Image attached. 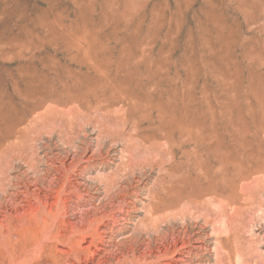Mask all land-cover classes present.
<instances>
[{
  "label": "rangeland",
  "instance_id": "1",
  "mask_svg": "<svg viewBox=\"0 0 264 264\" xmlns=\"http://www.w3.org/2000/svg\"><path fill=\"white\" fill-rule=\"evenodd\" d=\"M261 165L264 0H0V264H264Z\"/></svg>",
  "mask_w": 264,
  "mask_h": 264
},
{
  "label": "bare ground",
  "instance_id": "2",
  "mask_svg": "<svg viewBox=\"0 0 264 264\" xmlns=\"http://www.w3.org/2000/svg\"><path fill=\"white\" fill-rule=\"evenodd\" d=\"M183 115H184V114H183ZM181 116H182V115H181ZM176 117H177V116H176ZM176 117H175L174 119H176ZM182 117H183V116H182ZM194 117H195V116H194ZM168 118H169V117H168ZM184 118H185V117H184ZM174 119H173V120H174ZM180 119H181V118H180ZM188 119H189V117H188ZM188 119H187V120H188ZM193 119H194V118H193ZM173 120H171L172 123H171V122H169V123L171 124V126L173 125V128H174V125H175V124H173V123H177L178 121L173 122ZM195 120H196V118H195ZM195 120L193 121V120L191 119V122H192V121L195 122ZM169 121H170V120H169ZM183 121H184V120H183ZM183 121H182V122H183ZM196 121H197V120H196ZM182 122L179 121L178 123L181 124ZM185 122H186V121H185ZM189 122H190V120H189ZM191 122H190V123H191ZM197 122L199 123V121H197ZM167 123H168V122H165L164 125H166ZM169 123L165 126V128H167V126L170 125ZM200 123H201V122H200ZM179 124H176V125L179 126ZM192 124H193V123H192ZM195 124H196V123H195ZM164 125H163V126H164ZM176 125H175V126H176ZM185 125L187 126V125H188V122H187L186 124L184 123V126H185ZM199 125H201V124H199ZM203 125H204V124H203ZM171 126H170V127H171ZM181 126H183V123L181 124ZM181 126H180V127H181ZM186 126H185V127H186ZM189 126H192V125H189ZM195 126H196V125H195ZM195 126H194V127H195ZM197 126H198V125H197ZM197 126H196V131L198 130ZM201 126H202V125H201ZM201 126H198V127L200 128ZM192 127H193V126H192ZM192 127H191V128H192ZM194 127H193V128H194ZM202 127H203V126H202ZM205 127H206V126H205ZM175 128H177V127H175ZM187 128H188V127H186V130H184L185 128H184V129L182 128V129H183V130H182L183 133H186V135H188V134H187V132H184V131H187ZM191 128L189 127L188 130H190ZM193 128H192V129H193ZM167 129H168V128H167ZM169 129H170V128H169ZM169 129H168V130H169ZM178 129H179V128H177V130H178ZM180 129H181V128H180ZM180 129H179V131H180ZM194 129H195V128H194ZM203 129H204V127H203ZM165 130H166V129H165ZM170 130H171V129H170ZM171 131H172V130H171ZM173 131H174V130H173ZM182 131L180 132L181 135H182ZM191 131H192V130H191ZM196 131L193 130V132L195 133V135H196V133H197ZM199 131H200V132H199ZM202 131H203V130L200 129V130H198V133H201ZM188 132H189V131H188ZM167 133H168V132H167ZM170 133L172 134V132H170ZM180 133H179V134H180ZM198 133H197V134H198ZM202 133H203V132H202ZM189 134H191V133L189 132ZM206 134H207V133H206ZM206 134H205V138H206ZM208 134H209V133H208ZM168 135L170 136L169 133H168ZM186 135L184 134V137H185ZM192 135H193V133H192ZM200 135H201V134H199V137H200ZM211 135H212V134H211ZM211 135H210V136H211ZM171 136H172V135H171ZM171 136H170V137H171ZM188 136H189V135H188ZM190 136H191V135H190ZM212 136H213V135H212ZM182 137H183V135H182ZM186 137H187V136H186ZM199 137H198V138H199ZM202 137H203V134H202L201 138H202ZM208 137H209V136H208ZM187 138H189V137H187ZM191 138H193V137H191ZM199 139H200V138H199ZM211 139L214 140L213 137H212ZM211 139H210V140H211ZM184 140H185V139H184ZM202 140H203V139H202ZM206 140H207V138H206ZM208 140H209V139H208ZM212 140H211V143H212ZM193 141L196 142V141H198V140H197V139L194 140V138H193ZM184 142H185V141H184ZM190 142H192V141H190ZM190 142H189V143H190ZM203 142H205V140H204ZM208 142H209V141H206V143H208ZM182 143H183V142H182ZM197 143H198V142H197ZM213 143H214V142H213ZM185 144H186V143H185ZM195 144H196V143H195ZM220 144H221V143H220ZM209 145H210V143H209ZM214 145H215V144H213V146H214ZM220 146H221V145H220ZM216 147H217V146H216ZM216 147L214 146V148H216ZM210 148H211V147H210ZM212 148H213V147H212ZM208 149H209V148H208ZM205 150H206V149H205ZM211 150H212V149H211ZM215 150H216V149H215ZM215 150H214V151H215ZM214 151H213V152H214ZM205 152H206V151H205ZM209 152H210V151H209ZM210 154H211V153H210ZM212 155H213V154H212ZM214 156H217V155H214ZM232 156H233V155H232ZM222 157H223V156H222ZM222 157H221V159H222ZM246 157H247V156H246ZM234 159H235V158H234ZM198 160H199V158H198ZM232 160H233V159H232ZM252 160H253V159H252ZM220 161H221V160H220ZM224 162H225V161H224ZM239 162H240V161H239ZM225 163H226V162H225ZM237 163H238V162H237ZM241 164H242V163H241ZM241 164H240V165H241ZM225 165H226V164H225ZM238 165H239V164H238ZM240 165H239V166H240ZM239 166H238V167H239ZM234 167H236V166H234ZM263 167H264V165H261L260 168L262 169ZM206 169H207V168H206ZM236 169H237V167H236ZM238 169H239V168H238ZM241 169H242V168H241ZM257 169H258V168H257ZM239 170H240V169H239ZM203 172H204V171H203ZM203 172H201V173H203ZM205 172H206V170H205ZM206 173H207V172H206ZM206 173H204V174H206ZM204 174H203V176H205ZM208 175H209V174H208ZM241 175H242V174H241ZM209 176H210V175H209ZM210 177H211V176H210ZM242 177H243V176H242ZM196 179H198V178H196ZM205 179L207 180V176H206ZM210 179L213 181L212 178H210ZM211 180H210V181H211ZM198 182H199V181H198ZM214 182H215V179H214ZM212 184H213V183H212ZM206 186H207V185H206ZM208 186H209V185H208ZM211 187H212V186H211ZM211 187H210V188H211ZM213 188H214V187H212V189H213ZM207 190H208V188H207ZM210 191H211V189H210ZM210 191H209V192H210ZM213 191L216 192L215 190H213ZM207 192H208V191H206V193H207ZM216 193H217V192H216ZM173 194H175V193H173ZM177 194H178V193H177ZM207 194H209V193H207ZM215 195H216V194H215ZM215 195H214V196H215ZM178 199H179V198H178ZM120 200H122V199H120ZM225 200H226V199H225ZM107 202H108V201H107ZM107 202H106V203H107ZM110 203H111V202H110ZM229 203H230V202H229ZM107 204H108V203H107ZM94 215H95V214H94ZM100 217H101V216H100ZM111 217H112V215H111ZM107 218L109 219L110 217H107ZM112 218H113V217H112ZM98 219H99V218H98ZM103 219H104V218H103ZM148 219H149V218H148ZM95 220H97V219H95ZM112 220H113V219H112ZM116 220H117V219H116ZM116 220H115V221H116ZM118 220H119V219H118ZM99 221H100V223H101L103 220H102V221L99 220ZM99 221L97 220V222H99ZM103 223H104V222H103ZM98 224H99V223H98ZM114 225H115V224H114ZM94 227H95V225H94ZM169 228H170V227H169ZM80 229H81V228H80ZM88 229H90V228H88ZM91 229H92V228H91ZM171 229H173V228H171ZM92 230H93V229H92ZM169 230H170V229H169ZM81 231H82V230H81ZM93 231H94V230H93ZM161 231H162V230H161ZM171 231H172V230H171ZM78 232H79V231H78ZM90 232H91V231H90ZM83 233H84V232H83ZM140 233H141V232H140ZM88 234H90V233H88ZM95 234H97V233H95ZM100 234H101V233H100ZM133 234H134V233H133ZM142 234H143V233H142ZM186 234H188V233H186ZM145 235H146V234H145ZM159 235H160V233H159ZM162 235H163V234H162ZM93 236H95V235H93ZM150 236H151V235H150ZM84 238H85V237H84ZM134 238H135V237H134ZM174 238H176V237H174ZM132 239H133V238H132ZM82 240H83V239H82ZM125 240H126V239H125ZM91 241H92V240H91ZM145 241H146V240H145ZM161 241H162V240H161ZM173 241H174V240H173ZM138 242H139V241H138ZM140 242H141V241H140ZM162 242H163V241H162ZM170 242H171V241H170ZM232 242H233V241H232ZM124 243H125V241H124ZM129 244H130V243H129ZM156 244H157V243H156ZM181 244H182V243H181ZM183 244H184V243H183ZM185 244H186V243H185ZM185 244H184V245H185ZM130 245H131V244H130ZM175 245H176V244H175ZM138 246H139V245H138ZM145 246H146V245H145ZM147 246H148V245H147ZM153 246H155V245H153ZM153 246H152V247H153ZM118 247H119V246H118ZM184 247H185V246H184ZM191 247H192V246H191ZM149 248H150V247H149ZM171 248H172V247H171ZM181 248H182V247H181ZM118 249H119V248H118ZM129 249H130V248H129ZM129 249H128V250H129ZM145 249H146V248H145ZM145 249H144V250H145ZM200 249H201V248H200ZM130 250H132V249H130ZM149 250H150V249H149ZM174 250H175V248H174ZM201 250H202V249H201ZM206 250H207V249H206ZM206 250H205V251H206ZM124 251H125V250H124ZM209 251H210V250H209ZM130 252H131V251H130ZM136 252H137V251H136ZM171 252H174V251H171ZM187 252H188V251H187ZM201 252H202V251H201ZM109 253H110V252H109ZM228 253H229V252H228ZM159 254H160V253H159ZM171 254H172V253H171ZM141 255H142V254H141ZM161 255H162V254H161ZM142 256H143V255H142ZM144 256H145V255H144ZM147 257H148V256H147ZM158 257H159V256H158ZM229 257H230V256H229ZM132 259H133V258H132ZM147 259H148V258H147ZM156 260H157V259H156ZM167 260H168V259H167ZM144 261H145V260H144ZM152 262H153V261H152ZM186 262H188V261H186ZM110 263H111V262H110ZM139 263H140V262H139ZM141 264H142V263H141ZM168 264H169V263H168Z\"/></svg>",
  "mask_w": 264,
  "mask_h": 264
}]
</instances>
